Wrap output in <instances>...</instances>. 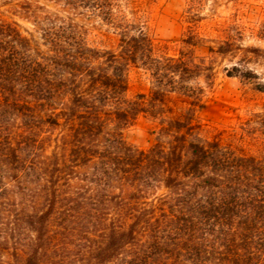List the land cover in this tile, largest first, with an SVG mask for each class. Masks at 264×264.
<instances>
[{"label":"trees","instance_id":"16d2710c","mask_svg":"<svg viewBox=\"0 0 264 264\" xmlns=\"http://www.w3.org/2000/svg\"><path fill=\"white\" fill-rule=\"evenodd\" d=\"M93 29L116 46L92 45ZM202 40L193 25L158 54L129 0H0V264H264V112L257 154L200 136ZM131 68L148 94L128 97ZM140 115L160 125L146 149L124 136Z\"/></svg>","mask_w":264,"mask_h":264},{"label":"rangeland","instance_id":"374dc122","mask_svg":"<svg viewBox=\"0 0 264 264\" xmlns=\"http://www.w3.org/2000/svg\"><path fill=\"white\" fill-rule=\"evenodd\" d=\"M129 1L133 15L152 38L158 54H177L181 39L187 36L189 27L195 26L203 42L192 46L191 53L197 60L204 59L213 66L214 84L207 88L194 124L205 139L218 140L245 154H257L263 142L253 123L264 112V92L260 91L264 89V55L253 56L240 47L264 49V0ZM89 42L113 47L117 38L104 30L93 29ZM224 42L239 47L234 58L209 53V46L217 47ZM149 91V74L141 68H131L128 97ZM189 107L186 98L171 95L166 115L180 118ZM159 128V121L140 115L124 136L133 146L146 149L156 141Z\"/></svg>","mask_w":264,"mask_h":264}]
</instances>
